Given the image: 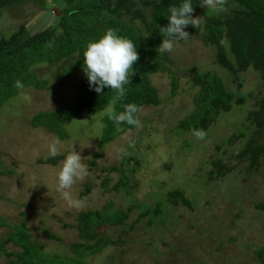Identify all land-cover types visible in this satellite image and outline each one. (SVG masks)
<instances>
[{
    "label": "rangeland",
    "instance_id": "rangeland-1",
    "mask_svg": "<svg viewBox=\"0 0 264 264\" xmlns=\"http://www.w3.org/2000/svg\"><path fill=\"white\" fill-rule=\"evenodd\" d=\"M46 1L55 7L64 4ZM230 6L231 1L224 0L222 10L214 12L200 4L192 12L195 24L202 27L206 15L226 12ZM52 16L38 0H11L0 12V38L22 24L38 31ZM216 52L215 45L203 43L196 34L175 41L163 62L172 71L148 75L160 103L140 106L135 127L120 131L104 145L102 119L112 103L67 120L66 138L34 126L40 111L71 105L85 77L82 65L71 67L76 54L56 63L34 64L32 71L46 83L40 88L20 85L0 107V217L6 221L0 226V239L14 223L24 221L46 253L68 260L81 257L83 264H264L259 258L260 250L264 254V165L252 175L242 171L247 162L234 166L246 138L241 130L251 132L249 111L255 97L264 94L262 78L249 67L236 79L216 62ZM192 68L215 72L234 97L244 100L221 111L207 130L179 126L193 110L192 97L200 89ZM194 132L203 133L202 138ZM53 143L63 157L55 165L40 162L50 156L48 146ZM73 150L80 152L85 171L70 189L58 190L56 173L64 155ZM216 161H225L231 170L211 178L208 172ZM121 168L129 174L128 183L114 189ZM177 187L192 201L191 207L170 203L169 191ZM108 204L133 207L123 224L98 227V233L114 243L80 256L72 247L81 240L79 213ZM158 205L161 211L156 213ZM144 209L147 214L141 216ZM44 228L58 238L49 237ZM6 247L19 249L13 243ZM10 258L15 255L1 254L0 264H10Z\"/></svg>",
    "mask_w": 264,
    "mask_h": 264
},
{
    "label": "trees",
    "instance_id": "trees-1",
    "mask_svg": "<svg viewBox=\"0 0 264 264\" xmlns=\"http://www.w3.org/2000/svg\"><path fill=\"white\" fill-rule=\"evenodd\" d=\"M11 0H0V12ZM41 7L52 13L51 21L46 27L38 31H30L23 24L9 37L0 38V107L19 91L20 85H33L40 88L46 83L32 71V66L40 62L56 63L61 59L76 54L71 67L83 64V49L90 40L98 38L107 29H114L117 34L132 40L136 44L138 59L134 62V72L130 76V83L125 85L124 94L118 95L114 90L104 88L97 93L88 85L86 76L80 81V90L71 105L58 106L53 110L40 111L33 118L34 126H42L56 133L61 138L68 137L65 122L83 112L93 113L105 109L110 103L113 109L107 112L102 121L101 144L104 145L122 130L134 128L121 122L117 125L109 118L110 114H119L127 104L138 106L157 105L160 97L157 88L151 85L149 73L157 71H172L163 65L167 59L166 53H157V46L162 40L160 27L168 23V8L176 5L180 0H63L64 4L55 7L46 0H38ZM60 1V0H57ZM231 6L226 12L206 15L202 27L189 24L185 30L189 34H196L205 44L215 45L216 62L236 75L252 67L260 73L264 87V0H230ZM202 0H193V11ZM140 20V24L136 23ZM227 44V46H226ZM230 55V56H229ZM194 83L200 85L192 101L194 104L190 115L179 122L183 130H207L214 118L221 111H229L233 102L241 103L242 96L234 97V93L225 87L224 81L213 71L198 72L192 68ZM173 93L176 80L173 81ZM255 106L248 114L252 122V130L241 134L246 138L236 154L237 166L247 162V169H241L247 175L264 165V94L255 97ZM137 120V112L134 114ZM101 154V153H100ZM63 155L48 156L40 162L57 164ZM222 161V160H221ZM214 162L209 170V176L216 178L231 170L224 162ZM93 163V161H91ZM124 164V163H123ZM114 167V166H113ZM0 153V174L2 172ZM129 174L120 169V177L113 184L114 189L124 187L128 183ZM84 193V192H83ZM170 203L192 206V201L185 196L182 188L169 191ZM260 206H263L261 204ZM133 205L124 208H111L105 205L103 209L82 211L79 213L78 225L80 241L72 244L80 256L102 250L113 240L107 235L101 236L97 229L103 224L120 225L129 216ZM156 213L161 211L156 206ZM144 209L140 214L146 215ZM138 218L131 224L138 222ZM152 223V220H149ZM6 221L0 217V226ZM0 239V255L10 258V264H83L82 258H57L43 250L44 244L38 242L24 221L16 222ZM44 233L51 238H58L44 228ZM13 243L18 250H8L6 245ZM259 258L264 263V254L260 250Z\"/></svg>",
    "mask_w": 264,
    "mask_h": 264
},
{
    "label": "clouds",
    "instance_id": "clouds-1",
    "mask_svg": "<svg viewBox=\"0 0 264 264\" xmlns=\"http://www.w3.org/2000/svg\"><path fill=\"white\" fill-rule=\"evenodd\" d=\"M223 2L224 0H202L200 4L206 9L218 12L222 10ZM192 12L193 0H180L178 4L168 8V23L159 29L162 40L156 49L158 54L170 53L175 41L188 38L189 33L185 27L189 24L197 26V17H194ZM137 59L136 44L117 34L114 29H107L98 38L86 43L82 69L91 89L101 93L102 89L107 88L122 96L125 92L124 86L130 83V76L134 72L133 65ZM137 111V105L127 104L122 113L110 114L109 118L117 125L121 122L135 125L138 123L134 118ZM194 135L202 138L203 133L194 132ZM48 154L53 157L59 154L54 143L48 146ZM84 171L80 152L73 150L64 155L56 173L58 190L70 189L77 180L82 179Z\"/></svg>",
    "mask_w": 264,
    "mask_h": 264
}]
</instances>
